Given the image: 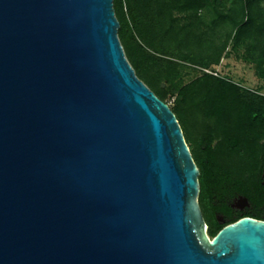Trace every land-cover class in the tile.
<instances>
[{"label":"water","instance_id":"1","mask_svg":"<svg viewBox=\"0 0 264 264\" xmlns=\"http://www.w3.org/2000/svg\"><path fill=\"white\" fill-rule=\"evenodd\" d=\"M118 29L113 0H0V264H264V222L206 235L182 130Z\"/></svg>","mask_w":264,"mask_h":264},{"label":"trees","instance_id":"2","mask_svg":"<svg viewBox=\"0 0 264 264\" xmlns=\"http://www.w3.org/2000/svg\"><path fill=\"white\" fill-rule=\"evenodd\" d=\"M113 10L118 40L135 76L162 102L175 97V105L169 108L181 130L188 117L187 104L205 124L198 142L189 143L184 137L200 173V204L208 163L230 171L223 156L257 155L254 140L264 132V96L207 73L182 86V76L188 65L206 70L230 55L253 65L255 75L264 80V0H113ZM212 101L224 102L237 114V120L228 121L235 122L236 129L217 135L214 149L209 145L212 139L207 145L200 140L223 122L219 116L212 119L214 114L208 110Z\"/></svg>","mask_w":264,"mask_h":264},{"label":"flooded vegetation","instance_id":"3","mask_svg":"<svg viewBox=\"0 0 264 264\" xmlns=\"http://www.w3.org/2000/svg\"><path fill=\"white\" fill-rule=\"evenodd\" d=\"M213 137L216 136L201 135L200 140L207 145L212 139L211 146L215 142ZM254 141L258 153L248 169L226 171L209 163L204 167L208 198L200 202L199 208L210 239L241 219L264 222V138ZM211 232L215 234L212 237Z\"/></svg>","mask_w":264,"mask_h":264},{"label":"rangeland","instance_id":"4","mask_svg":"<svg viewBox=\"0 0 264 264\" xmlns=\"http://www.w3.org/2000/svg\"><path fill=\"white\" fill-rule=\"evenodd\" d=\"M184 72L186 73H184L182 76V86L199 77L202 73H207L226 80H230V82L237 84L241 89L253 91L264 96V80L259 79L255 75L253 65L248 64L243 60L236 59L234 56L223 55L216 66H212L206 70L188 65ZM162 85L164 88L166 87V83H162ZM167 104L170 108L173 107L175 105V97H168ZM185 109L188 117L182 121L183 135L187 142L196 143L199 141L197 140L198 135H200V133L202 134L205 124H203L202 120L199 119L198 112L195 111L192 104H187ZM208 110L214 114V117L212 118L213 120L219 116V120L223 121L219 125L220 128L214 129L217 131H212L213 135L217 136L224 133V136H226L229 132L231 133L232 130L236 129L237 124H235V122H228L230 117L237 120L235 108H229L226 104H224V102L219 105V103L212 101V104H210ZM260 137L264 138V132L258 135V138ZM216 138L215 142L211 145V149H214V147L219 143L218 138L220 137L217 139ZM252 157V154H249L247 157H245L244 155L234 152L223 156L221 159L223 160V164L229 168L230 171L237 172L239 170L241 171L248 169L249 166H251ZM218 158L220 159V157ZM201 188V198L205 202V200L207 201L208 198V192L206 189V183L204 181L201 183Z\"/></svg>","mask_w":264,"mask_h":264}]
</instances>
